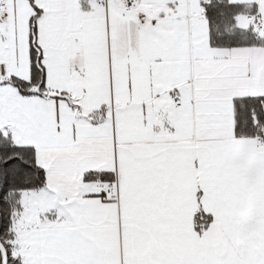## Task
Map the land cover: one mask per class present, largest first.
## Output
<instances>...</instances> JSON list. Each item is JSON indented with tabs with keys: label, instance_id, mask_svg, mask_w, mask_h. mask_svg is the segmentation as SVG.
<instances>
[{
	"label": "snow or ice",
	"instance_id": "obj_1",
	"mask_svg": "<svg viewBox=\"0 0 264 264\" xmlns=\"http://www.w3.org/2000/svg\"><path fill=\"white\" fill-rule=\"evenodd\" d=\"M0 264H264V0H0Z\"/></svg>",
	"mask_w": 264,
	"mask_h": 264
}]
</instances>
